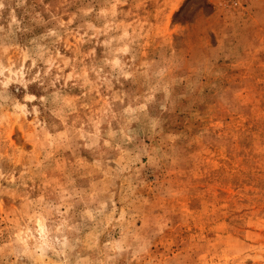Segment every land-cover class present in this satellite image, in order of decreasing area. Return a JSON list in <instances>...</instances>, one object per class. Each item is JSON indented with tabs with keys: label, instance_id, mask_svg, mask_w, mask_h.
Instances as JSON below:
<instances>
[{
	"label": "rangeland",
	"instance_id": "374dc122",
	"mask_svg": "<svg viewBox=\"0 0 264 264\" xmlns=\"http://www.w3.org/2000/svg\"><path fill=\"white\" fill-rule=\"evenodd\" d=\"M0 264H264V0H0Z\"/></svg>",
	"mask_w": 264,
	"mask_h": 264
}]
</instances>
